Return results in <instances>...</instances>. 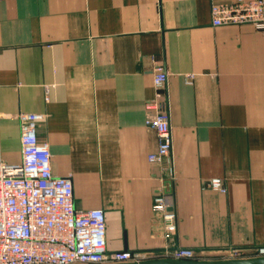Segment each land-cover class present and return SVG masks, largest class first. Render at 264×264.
I'll use <instances>...</instances> for the list:
<instances>
[{"label":"crops","instance_id":"crops-1","mask_svg":"<svg viewBox=\"0 0 264 264\" xmlns=\"http://www.w3.org/2000/svg\"><path fill=\"white\" fill-rule=\"evenodd\" d=\"M210 2L0 0V161L21 159L18 114H41L51 170L71 178L77 210L104 211L108 252L154 260L181 247L211 260L264 247V27L214 26ZM152 102L172 133L158 163ZM168 166L166 236L152 202Z\"/></svg>","mask_w":264,"mask_h":264},{"label":"built area","instance_id":"built-area-1","mask_svg":"<svg viewBox=\"0 0 264 264\" xmlns=\"http://www.w3.org/2000/svg\"><path fill=\"white\" fill-rule=\"evenodd\" d=\"M210 20L214 26L250 24L264 27V0H211ZM153 80L161 88L167 72L154 68ZM155 112L144 123L155 130L157 146L148 154L149 162H161L172 149L169 113L152 102ZM41 114H18L21 159L9 164L0 161V264H118L140 262L147 256L132 250L108 252L105 238V214L101 208L77 210L73 203L69 176H57L51 170L48 144L37 137ZM153 194L152 210L165 222L166 236L175 228L176 214L167 203L173 175L170 166ZM205 185L225 193L223 178L211 177ZM223 259L264 256V247L249 255L232 247ZM172 259L193 260L191 248L175 247L165 253Z\"/></svg>","mask_w":264,"mask_h":264},{"label":"water","instance_id":"water-1","mask_svg":"<svg viewBox=\"0 0 264 264\" xmlns=\"http://www.w3.org/2000/svg\"><path fill=\"white\" fill-rule=\"evenodd\" d=\"M126 264H264V256H252L237 259H211V260H186L161 258L154 260H143L140 262Z\"/></svg>","mask_w":264,"mask_h":264},{"label":"rangeland","instance_id":"rangeland-1","mask_svg":"<svg viewBox=\"0 0 264 264\" xmlns=\"http://www.w3.org/2000/svg\"><path fill=\"white\" fill-rule=\"evenodd\" d=\"M257 249H258V248H257ZM257 249H256V250H257ZM225 252H227V251L225 250L224 253L221 255V257H220V258H217V259H223L222 256L225 254Z\"/></svg>","mask_w":264,"mask_h":264}]
</instances>
